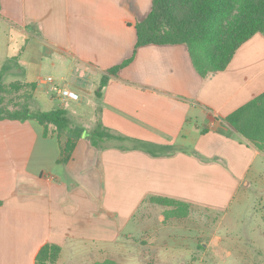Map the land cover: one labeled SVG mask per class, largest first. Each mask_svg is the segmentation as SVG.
Listing matches in <instances>:
<instances>
[{"label":"crops","instance_id":"1","mask_svg":"<svg viewBox=\"0 0 264 264\" xmlns=\"http://www.w3.org/2000/svg\"><path fill=\"white\" fill-rule=\"evenodd\" d=\"M150 5L0 0V68L10 64L3 81L36 83L30 109H64L83 130L64 161L66 133L44 137L34 119L0 118V264H36L46 243L61 248L53 264H125L120 237L130 222H143L135 239L142 246L157 239L145 234L149 219L165 222V206L149 197L213 209L251 185L249 169L264 152L223 118L264 91V35L243 43L224 70L200 77L184 44L135 49V22ZM134 51L117 74L107 72ZM85 106L90 116L80 123ZM99 125L96 145L90 134ZM124 235L125 243L136 237Z\"/></svg>","mask_w":264,"mask_h":264},{"label":"trees","instance_id":"2","mask_svg":"<svg viewBox=\"0 0 264 264\" xmlns=\"http://www.w3.org/2000/svg\"><path fill=\"white\" fill-rule=\"evenodd\" d=\"M234 11L237 14L228 23ZM135 32V49L144 45H186L196 72L200 77H205L209 72L224 70L240 46L253 35H264V0H151L147 15L135 22ZM134 57L135 51L119 64L108 68L107 72L117 74ZM9 68L10 64L0 68V104L3 101L2 93H12L20 108H0V118L34 119L42 126L44 137L56 136L59 139L62 133H66L68 138L62 148L63 160L66 161L75 146L76 138L83 135V130L72 127L64 109H30L29 101L36 83H5L3 76ZM107 79L108 77L102 78L100 89ZM223 120L259 151L264 152V91L229 113ZM100 128L101 125L90 134L93 144H98ZM104 134L109 135L107 132ZM149 201L164 206L179 202L164 196H151ZM60 250L57 244H44L36 255V264H53L58 259ZM94 264L117 263L105 259Z\"/></svg>","mask_w":264,"mask_h":264},{"label":"rangeland","instance_id":"3","mask_svg":"<svg viewBox=\"0 0 264 264\" xmlns=\"http://www.w3.org/2000/svg\"><path fill=\"white\" fill-rule=\"evenodd\" d=\"M236 14L237 11H234L227 22H231ZM12 79L7 77V82ZM1 95L3 101L0 108L11 110L20 108V104L18 106L16 103L15 94ZM72 104L73 102L70 106H73ZM82 110L84 114L79 112L83 114L80 116L82 119L80 123H85L90 116V107L85 106ZM192 125L186 126V129ZM248 178L251 185L248 188L242 187L234 195L216 201L219 208L217 206L213 209L204 208L183 201L165 206V222L158 223L155 218H150L146 228V231L147 229L150 231L145 234L157 238L155 241L152 240L153 244L142 246L136 243L135 239H141L145 227L141 226L143 222H130L123 230L120 239L125 240L124 234L130 232L136 237L133 239L134 243L131 241L126 244L124 240L120 242V249L130 253L126 254L124 263L264 264L263 155L251 164ZM206 201L215 202L212 198ZM146 239L150 242L148 237Z\"/></svg>","mask_w":264,"mask_h":264},{"label":"built area","instance_id":"4","mask_svg":"<svg viewBox=\"0 0 264 264\" xmlns=\"http://www.w3.org/2000/svg\"><path fill=\"white\" fill-rule=\"evenodd\" d=\"M48 83H53V78L51 76L45 79ZM51 90L62 97H68L71 99H78L79 95L77 92L70 90L68 88L59 87L55 84H52Z\"/></svg>","mask_w":264,"mask_h":264}]
</instances>
